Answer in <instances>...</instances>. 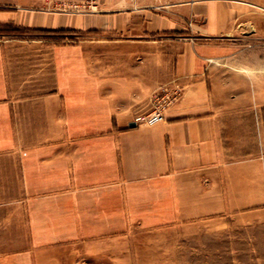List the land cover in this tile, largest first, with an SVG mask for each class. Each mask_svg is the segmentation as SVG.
Wrapping results in <instances>:
<instances>
[{"label":"crops","instance_id":"0c3cea01","mask_svg":"<svg viewBox=\"0 0 264 264\" xmlns=\"http://www.w3.org/2000/svg\"><path fill=\"white\" fill-rule=\"evenodd\" d=\"M185 2L191 27L150 7L137 9L147 17L137 24L127 10L117 23L0 0V25L102 33L75 42L0 33V159L22 193L27 238L105 239L252 203L264 0ZM163 29L182 38L153 36ZM173 90L162 120L135 123L151 96Z\"/></svg>","mask_w":264,"mask_h":264},{"label":"rangeland","instance_id":"374dc122","mask_svg":"<svg viewBox=\"0 0 264 264\" xmlns=\"http://www.w3.org/2000/svg\"><path fill=\"white\" fill-rule=\"evenodd\" d=\"M20 1L25 6L15 4L12 5L14 9L26 8L30 12L62 13L69 16L92 15L95 21L103 13L117 14V23L123 19L119 14L127 10L126 13H130L127 18L137 24L147 20L137 9L146 7L149 10L150 7L159 14L161 20L167 19L179 27H191L194 24L192 16L183 14L185 9L182 8L187 4L185 0ZM193 1L190 0L191 7ZM4 6L0 5V9ZM0 33L14 38L39 37L47 41L65 42L102 35L97 31L71 29L34 30L15 23L0 25ZM162 35L177 40L183 34L182 31L165 32L164 29L153 33V36ZM163 93L174 96L173 101L179 96L178 90ZM164 94L150 97L151 111L147 115L152 116L156 96ZM261 101V97H257V102ZM258 114L261 113H255L252 203L238 207L229 215L222 214L199 221L158 227L131 225L125 231L105 239L37 241L27 238L22 193L13 190L16 184L6 182V161L0 159V264H264V121Z\"/></svg>","mask_w":264,"mask_h":264},{"label":"built area","instance_id":"2783aa9c","mask_svg":"<svg viewBox=\"0 0 264 264\" xmlns=\"http://www.w3.org/2000/svg\"><path fill=\"white\" fill-rule=\"evenodd\" d=\"M176 95V92H174ZM174 100V96H169L168 94H164V96H156V105L152 112V116L145 115V116H136L134 118L135 123L137 124H148L155 121L162 120L163 117V109L166 105H169Z\"/></svg>","mask_w":264,"mask_h":264},{"label":"water","instance_id":"95a60500","mask_svg":"<svg viewBox=\"0 0 264 264\" xmlns=\"http://www.w3.org/2000/svg\"><path fill=\"white\" fill-rule=\"evenodd\" d=\"M135 124L134 123H132L130 126H134Z\"/></svg>","mask_w":264,"mask_h":264}]
</instances>
